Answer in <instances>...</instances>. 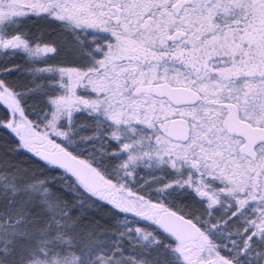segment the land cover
Wrapping results in <instances>:
<instances>
[{
	"label": "snow or ice",
	"instance_id": "obj_1",
	"mask_svg": "<svg viewBox=\"0 0 264 264\" xmlns=\"http://www.w3.org/2000/svg\"><path fill=\"white\" fill-rule=\"evenodd\" d=\"M0 130V264H264V0H0Z\"/></svg>",
	"mask_w": 264,
	"mask_h": 264
},
{
	"label": "trees",
	"instance_id": "obj_2",
	"mask_svg": "<svg viewBox=\"0 0 264 264\" xmlns=\"http://www.w3.org/2000/svg\"><path fill=\"white\" fill-rule=\"evenodd\" d=\"M26 28L30 29L33 32L43 33L46 36L49 33L53 32V28H49L47 25L37 20L27 21ZM58 38H59V30L56 29V35L51 36L50 39L56 40ZM39 107H43V105H39ZM86 119H87L86 117H81V120H86ZM7 138H8L7 134L3 130H0V143H3L4 139H7ZM19 159L24 162L23 164L24 167L32 168L33 170H36V171L43 170L49 176L58 174V173L50 172L47 169H44L42 162H40L37 158H35L31 153H26L24 156L20 157ZM59 194L63 196L65 199H68V200L71 199V197L67 196L64 193H59ZM100 215L107 216L109 215V213L105 210L101 212ZM93 218L99 219V216L96 215L94 217V215L90 213L89 220L85 221V223H90Z\"/></svg>",
	"mask_w": 264,
	"mask_h": 264
},
{
	"label": "rangeland",
	"instance_id": "obj_3",
	"mask_svg": "<svg viewBox=\"0 0 264 264\" xmlns=\"http://www.w3.org/2000/svg\"><path fill=\"white\" fill-rule=\"evenodd\" d=\"M44 107V106H43Z\"/></svg>",
	"mask_w": 264,
	"mask_h": 264
}]
</instances>
